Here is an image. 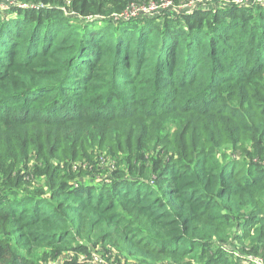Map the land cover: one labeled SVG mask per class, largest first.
Segmentation results:
<instances>
[{"label": "trees", "instance_id": "1", "mask_svg": "<svg viewBox=\"0 0 264 264\" xmlns=\"http://www.w3.org/2000/svg\"><path fill=\"white\" fill-rule=\"evenodd\" d=\"M177 2L4 0L0 264L264 262V8Z\"/></svg>", "mask_w": 264, "mask_h": 264}, {"label": "rangeland", "instance_id": "2", "mask_svg": "<svg viewBox=\"0 0 264 264\" xmlns=\"http://www.w3.org/2000/svg\"><path fill=\"white\" fill-rule=\"evenodd\" d=\"M7 1H9V0H5V2H7ZM11 1H17V0H11ZM3 3H4V0L0 1V7H6V5ZM217 3H218L217 0H178V2H177V4H179L178 7L175 8L174 6H169L168 8L164 7L162 9L165 11L171 12L174 15V14H178L180 11L190 9V8H194L193 10H195L196 8L203 10L205 7H208L210 5L215 6ZM219 4L220 5L218 7H220V8L234 6L230 3H228L227 0H220ZM254 5H260L264 8L263 0H245L242 5H239L237 7L246 6L248 9H250ZM218 7H216V8H218ZM220 8H218V9H220ZM183 13H186V11H184ZM250 13L255 14L256 10H253ZM165 133L171 134L170 131L169 132L165 131ZM172 140H173L172 138L167 139V141L170 143V146L167 148V150L172 149ZM148 151H149V155H152V154L156 155V153L158 154L159 152H164L161 145L156 146L155 144H151L148 148ZM169 151L172 152V150H169ZM99 157H100L99 159L95 158V160L93 162L96 164V167L84 165V167L82 169L84 172H87V174L92 173L91 175H89V179H88L89 182L86 183L87 186L94 185L95 182L101 181L104 178V176L107 175L109 173V171L111 169H113L114 165L116 164V162L114 160L108 159L109 157L106 156L105 154H101ZM95 169H97V170H95ZM99 169H101V172H98ZM103 181L106 185H108L106 180H103ZM108 187H110V186H108ZM94 257H95L94 261L91 264H97L99 257L97 255H94ZM77 258H78V263H81L82 261H85V259H86L85 257H83L81 255L77 256ZM117 258H119L117 255H113V258L111 261H109L108 257H106L104 259H99V261H100V264H117ZM66 259L67 258L64 256V257L60 258L59 261H60V263H61V261H68ZM121 259L125 260V264H132L133 263L132 260H127L123 257ZM247 263L264 264V262H262L261 260H259L257 258H252V257L246 258L245 260L241 259V261L236 260L234 258H231V261L228 262V264H247ZM54 264H57V262L56 263L54 262Z\"/></svg>", "mask_w": 264, "mask_h": 264}, {"label": "built area", "instance_id": "3", "mask_svg": "<svg viewBox=\"0 0 264 264\" xmlns=\"http://www.w3.org/2000/svg\"><path fill=\"white\" fill-rule=\"evenodd\" d=\"M218 2H220V0H217ZM228 3L232 4V5H236V6H239V5H242L244 3L245 0H227ZM169 6H171V4L169 3H165L161 6L160 9L166 7L168 8ZM176 8V7H175ZM151 9V8H150ZM155 9H158L155 7ZM194 8H190V9H186L185 11L186 12H190V11H193ZM152 10V9H151ZM154 10V9H153ZM163 10V9H162ZM181 12H184L183 11H180L179 13ZM140 15H144V16H148L149 15V11L146 10V9H142V10H131L129 13H127L125 16H124V19H133V18H137L139 17Z\"/></svg>", "mask_w": 264, "mask_h": 264}]
</instances>
